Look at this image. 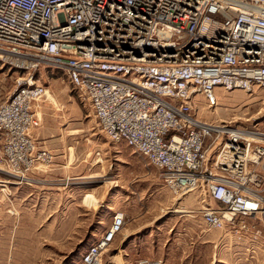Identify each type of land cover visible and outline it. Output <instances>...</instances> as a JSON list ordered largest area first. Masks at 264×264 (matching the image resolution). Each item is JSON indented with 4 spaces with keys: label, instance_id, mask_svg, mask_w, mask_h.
<instances>
[{
    "label": "built area",
    "instance_id": "1",
    "mask_svg": "<svg viewBox=\"0 0 264 264\" xmlns=\"http://www.w3.org/2000/svg\"><path fill=\"white\" fill-rule=\"evenodd\" d=\"M0 63L25 75L0 104V166L19 181L48 159L33 136L46 67L174 196L198 192L206 228H264V123L203 117L220 90H264V0H0ZM124 225L115 212L77 264H103Z\"/></svg>",
    "mask_w": 264,
    "mask_h": 264
},
{
    "label": "rangeland",
    "instance_id": "2",
    "mask_svg": "<svg viewBox=\"0 0 264 264\" xmlns=\"http://www.w3.org/2000/svg\"><path fill=\"white\" fill-rule=\"evenodd\" d=\"M24 76L0 63V104ZM33 76L46 90L33 136L48 159L23 182L0 166V264H77L118 211L125 225L103 264H264L259 220L242 237L209 230L193 212L198 192L177 198L141 154L110 142L61 74L41 67ZM217 97L206 121L263 125L264 90Z\"/></svg>",
    "mask_w": 264,
    "mask_h": 264
},
{
    "label": "crops",
    "instance_id": "3",
    "mask_svg": "<svg viewBox=\"0 0 264 264\" xmlns=\"http://www.w3.org/2000/svg\"><path fill=\"white\" fill-rule=\"evenodd\" d=\"M117 256V255H116ZM118 258V257H117ZM117 258H115V256L112 258V259H117Z\"/></svg>",
    "mask_w": 264,
    "mask_h": 264
},
{
    "label": "bare ground",
    "instance_id": "4",
    "mask_svg": "<svg viewBox=\"0 0 264 264\" xmlns=\"http://www.w3.org/2000/svg\"><path fill=\"white\" fill-rule=\"evenodd\" d=\"M178 212V211H177ZM118 256H115V258H117Z\"/></svg>",
    "mask_w": 264,
    "mask_h": 264
}]
</instances>
